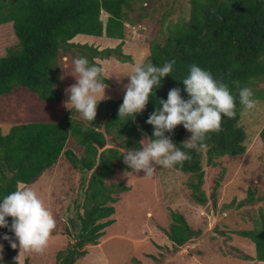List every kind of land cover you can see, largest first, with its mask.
Returning a JSON list of instances; mask_svg holds the SVG:
<instances>
[{
    "label": "trees",
    "instance_id": "trees-1",
    "mask_svg": "<svg viewBox=\"0 0 264 264\" xmlns=\"http://www.w3.org/2000/svg\"><path fill=\"white\" fill-rule=\"evenodd\" d=\"M129 1L0 0V26L11 23L18 41L16 47L0 57V96L26 89L43 102H62L63 93L56 78L60 52L78 50L94 63L96 59L110 57L123 64L131 63L130 57L122 53V45L98 51L71 42L79 35L94 38L104 35L111 40H123L127 12L131 9ZM102 14L107 15L105 22ZM173 60L172 73L164 78L156 98L149 100L135 120L119 118L123 100H107L99 103L93 122L74 120L68 110L57 122L17 124L11 126L7 134H0V197L15 191L21 183L31 184L55 166L62 155L74 169L91 173L84 187L83 213L78 214L79 243L59 253L57 264H75L86 255V251L79 249L98 245L104 231L114 223L111 219L115 212L113 205L119 201L118 195L128 188L107 186L105 181L113 175L115 163L124 172L131 171L123 163L119 150L138 149L140 129L151 136L153 128L146 120L155 110L157 100L167 99L170 89L180 88L187 99L180 80L187 76L193 63L210 70L217 80L230 87L237 97V115L232 119L223 118L221 129L209 134L206 149H185L191 159L173 168L191 176L188 184L191 199L200 205L207 203L201 191L204 160L207 166L216 167L219 158L240 157L247 151L246 134L240 126L244 108L239 103L238 92L248 86L256 99L264 98V93L257 91L258 85L264 83V0H192L188 21L169 25L164 38L149 45L147 61L163 65ZM105 82L110 85L107 79ZM185 131L181 125L171 134L177 146L184 142ZM70 138L81 147L80 158L66 148ZM107 138L116 142L118 149H106ZM259 138L264 148V127ZM249 196L247 199L251 194ZM170 217L168 236L175 247H182L200 236V231H193L182 216L171 212ZM8 220L10 225L12 218ZM2 231L14 238L8 229ZM237 235L254 247L255 256L244 257V260L264 264V208L259 211L255 227L239 231ZM16 253L17 248L12 249L8 244L6 264H19L14 260Z\"/></svg>",
    "mask_w": 264,
    "mask_h": 264
},
{
    "label": "rangeland",
    "instance_id": "rangeland-1",
    "mask_svg": "<svg viewBox=\"0 0 264 264\" xmlns=\"http://www.w3.org/2000/svg\"><path fill=\"white\" fill-rule=\"evenodd\" d=\"M129 4L131 9L127 12L123 40H111L104 35L101 38L79 36L72 40L74 44L98 51L122 45V53L130 57L131 63L125 64L115 57L95 60L105 67V77H109L110 85L105 90L111 97L108 100H123L124 85L129 81L127 77L119 80L117 77L129 73L134 63L146 62L149 45L160 42L169 25L188 21L192 0H130ZM106 17L102 14L103 22ZM17 42L11 23L0 26V57L16 47ZM81 55L78 50L59 54L56 78L58 88L62 89V102H43L26 89L0 96V134H7L10 127L17 124L59 121L69 110L65 106L68 100L65 89L76 82L72 61ZM257 91L264 93V83L258 85ZM257 100V109H243L241 113L240 126L246 134L245 154L219 158L216 167L207 166L206 160L203 161L201 191L207 198L205 205L191 199L190 175L174 169L159 170L157 166L159 171L152 177H144L143 171L125 176L115 163L113 175L105 184L120 185L128 191L120 193L119 201L113 205L115 212L111 219L114 223L104 231L98 245L79 249L86 251V255L75 264H256L244 260V257L255 256L254 247L250 241L238 237L237 232L253 229L259 211L264 208V148L259 138L264 127V98ZM72 118L85 120L74 109ZM190 135L185 131L184 141ZM66 148L78 158L83 155L81 147L72 138ZM109 148L118 149L111 138H107L106 149ZM119 152L122 158L123 151ZM90 174L74 169L62 155L55 166L27 185L45 201L56 220V227L43 253L18 246L16 262L57 264L59 253H65L79 243L81 223L78 214L83 213L84 187ZM249 194L251 198L247 199ZM171 212L182 216L193 231H200V236L182 247H175L168 236ZM0 243L4 244L5 259L9 243L3 240Z\"/></svg>",
    "mask_w": 264,
    "mask_h": 264
},
{
    "label": "clouds",
    "instance_id": "clouds-1",
    "mask_svg": "<svg viewBox=\"0 0 264 264\" xmlns=\"http://www.w3.org/2000/svg\"><path fill=\"white\" fill-rule=\"evenodd\" d=\"M72 64L76 82L65 89L68 96L65 106L71 112L74 109L86 121L93 122L99 103L111 99L105 92L108 87L105 81L109 77H105L106 69L102 64L90 62L86 56L73 59ZM174 64V60L163 65L151 61L134 63L129 73L120 77L115 75L118 80L127 77L129 81L124 85L119 118L135 120L137 114H142L149 100L156 98V91L164 78L172 73ZM180 81L187 99L182 96L180 88H172L166 100H157L155 110L146 120V124L153 128L151 136L140 129L143 136L140 147L125 148L121 155L123 163L131 170L125 171V176L143 171L144 177H152L161 168L182 166L191 159L190 152L185 149H206L209 134L221 129L223 118L236 117L237 97L210 70L193 63L187 76ZM238 99L240 105L249 111L257 109L259 104L248 86L239 89ZM181 125L191 135L177 146L171 134ZM9 217L12 218L10 225ZM55 227L52 212L31 186L21 183L15 191L0 197V229H8L14 234V238L3 234L0 240L7 241L12 249L19 246L23 250L43 253ZM3 254L4 244L0 243V264H6Z\"/></svg>",
    "mask_w": 264,
    "mask_h": 264
},
{
    "label": "crops",
    "instance_id": "crops-1",
    "mask_svg": "<svg viewBox=\"0 0 264 264\" xmlns=\"http://www.w3.org/2000/svg\"><path fill=\"white\" fill-rule=\"evenodd\" d=\"M79 36H81V35H79ZM79 36H77L76 38L79 39ZM74 39H75V38H74ZM81 40H82V39H81ZM71 42H72V41H71Z\"/></svg>",
    "mask_w": 264,
    "mask_h": 264
}]
</instances>
